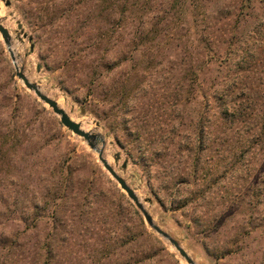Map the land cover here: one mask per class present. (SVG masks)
<instances>
[{"label":"rangeland","instance_id":"rangeland-1","mask_svg":"<svg viewBox=\"0 0 264 264\" xmlns=\"http://www.w3.org/2000/svg\"><path fill=\"white\" fill-rule=\"evenodd\" d=\"M0 20L198 264H264V0H0ZM0 264H187L1 35Z\"/></svg>","mask_w":264,"mask_h":264},{"label":"water","instance_id":"water-1","mask_svg":"<svg viewBox=\"0 0 264 264\" xmlns=\"http://www.w3.org/2000/svg\"><path fill=\"white\" fill-rule=\"evenodd\" d=\"M8 5H10V2H8ZM19 28H22V25H19ZM0 35L3 39V42L7 48V51L10 55V58L15 66L16 70V77L22 81L26 89L33 92L36 97L43 102L44 104L48 105L52 109L55 115H57L60 118L61 123L70 130L73 134L76 136L82 138L89 148L96 152L98 154V160L102 164V166L105 168V170L112 176V178L118 183L120 188L127 194L128 198L132 201V203L135 205L137 210L141 213L143 216L145 222L147 225L156 233L158 234L162 239H164L166 242H168L179 254L182 260H184L187 264H198L196 260L182 247L180 242L176 240L174 237H172L168 232L164 231L154 220L152 215L149 213V211L146 209L144 203L140 199V197L136 194L135 190L126 182L124 178L118 174V172L110 165L108 160L104 157V144L105 140L101 138L96 133L87 132L82 129L81 125L70 117V115L58 105L57 101L52 99L49 95H47L41 87L31 81L26 74L24 73L23 68H19L17 65L16 56L12 50L13 48V38L10 34L9 30L3 25L2 21L0 20ZM24 37L26 38L27 35L24 34ZM30 41H32V38H29ZM31 49L33 50V45L31 46ZM99 143L102 144V146L99 145ZM119 159V156H117V160Z\"/></svg>","mask_w":264,"mask_h":264},{"label":"trees","instance_id":"trees-1","mask_svg":"<svg viewBox=\"0 0 264 264\" xmlns=\"http://www.w3.org/2000/svg\"><path fill=\"white\" fill-rule=\"evenodd\" d=\"M219 89H222V90L225 91V86L222 87V88L220 86ZM238 91L239 90L233 91V93L232 94H229V96H228L229 99H232L233 100V104H231V105L229 104V107L232 108L234 111H238V108L237 107H239L238 104L234 101V98L237 97V94H235V93H237Z\"/></svg>","mask_w":264,"mask_h":264},{"label":"bare ground","instance_id":"bare-ground-1","mask_svg":"<svg viewBox=\"0 0 264 264\" xmlns=\"http://www.w3.org/2000/svg\"><path fill=\"white\" fill-rule=\"evenodd\" d=\"M12 50H13V52H14V54L16 53L15 51H14V48H12ZM17 54H15V56H16ZM17 65H18V67L20 68V66H19V63L17 62ZM58 103V102H57ZM59 105V104H58ZM60 106V105H59ZM82 127V126H81ZM82 129H83V127H82ZM84 130V129H83ZM85 131H87V132H89L88 130H85ZM92 133H94V132H92Z\"/></svg>","mask_w":264,"mask_h":264}]
</instances>
